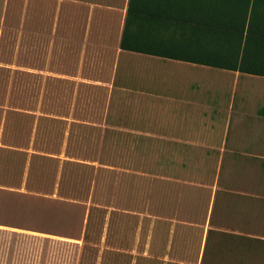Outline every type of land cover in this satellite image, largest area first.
I'll list each match as a JSON object with an SVG mask.
<instances>
[{"label":"rangeland","instance_id":"rangeland-1","mask_svg":"<svg viewBox=\"0 0 264 264\" xmlns=\"http://www.w3.org/2000/svg\"><path fill=\"white\" fill-rule=\"evenodd\" d=\"M5 1L6 52L0 55V66L15 72L8 73L4 98L16 109L3 138V143L12 146L5 145L4 152L0 151V182L16 184L18 169L3 163L19 165L27 154L39 157L31 171L32 190L45 191L48 187L38 181L50 169L61 170L64 162L92 168L82 170L84 178L97 180L98 187L79 207H70L57 196L67 192L65 188L45 196L0 187V264H38L39 255L30 240L37 236L81 246L83 234L76 222L83 213L85 219L90 208L115 206L120 188L128 192L127 175L135 162L150 177H162L167 183L149 198L152 209L161 212L167 205L180 221H172L174 238L167 243L163 235L169 224L166 221L158 223L156 235L150 239L145 238L144 230L138 234L130 254L132 264H202V260L223 264L225 245L230 250L224 230H237L240 219L247 221L249 212L242 215L240 210L241 191L255 187V179H241L239 156L217 147L161 146L167 141L152 137L144 125L128 123L121 115L126 110L127 92L120 99L119 72L132 59L118 55L111 37L80 35L79 24L74 25L70 18L65 21L63 0ZM124 78L126 85V74ZM25 112L33 116L34 131L38 127L39 133L36 144L27 148L23 146L24 132L16 127L30 121L17 115ZM47 158L59 163L52 168V163L43 160ZM73 172V167L66 166V174ZM95 216L92 213V220ZM209 229L213 233L203 254ZM22 236L28 239L26 248ZM87 246L103 250L104 264L122 261L113 254L117 247L113 238H102L97 245L96 237L89 236ZM166 247L170 252L163 255ZM83 262H92L89 253Z\"/></svg>","mask_w":264,"mask_h":264},{"label":"crops","instance_id":"crops-1","mask_svg":"<svg viewBox=\"0 0 264 264\" xmlns=\"http://www.w3.org/2000/svg\"><path fill=\"white\" fill-rule=\"evenodd\" d=\"M63 3L80 35L109 36L118 55L133 60L119 72L126 122L167 141L161 146L239 156L241 179L255 187L241 191L247 221L224 230L223 264H264V0Z\"/></svg>","mask_w":264,"mask_h":264},{"label":"trees","instance_id":"trees-1","mask_svg":"<svg viewBox=\"0 0 264 264\" xmlns=\"http://www.w3.org/2000/svg\"><path fill=\"white\" fill-rule=\"evenodd\" d=\"M7 6L8 2L0 0V55L6 52V47L4 46V38L6 34L3 28L6 21ZM120 48L124 49L122 41ZM0 63L3 64L2 60H0ZM0 73L2 74V78H0V81H2L0 82V136L2 139L0 142L2 147H0V151L4 152L3 146H12L3 143V138L7 135L8 129L11 125L10 116L15 114L13 108L16 109L13 104L5 102L4 97L9 87L7 82L8 73L15 74V72H11L9 69L0 66ZM17 115L21 118H30V121L27 122L28 124L24 122V124L16 126L19 127L18 129L21 132H24L22 133L24 134L23 137H25L24 148H27L32 142H35L34 144H36V139L38 138L39 133L38 127L36 131H34V128L36 127L34 122L35 119L33 116L26 114V112L25 114L18 113ZM36 159H39V157L24 154L19 165L16 164L15 166L12 161H8L7 164L4 162L3 165L5 167H16L18 169V177L16 178V184H13L12 181L10 182L6 180L0 182V187L23 189L26 193L42 194L45 196H52L55 190L60 192L65 188L67 192L58 193L59 195L57 196L68 203L70 207H79V204L85 202L89 195L92 197L95 189L98 187L97 180L87 182L84 178L85 173L82 170L92 168L79 163L64 162L61 170L53 169L51 171L50 169V174L48 172L40 182L38 181L39 185L44 182V185L48 187L45 191L32 190L30 185L34 182L31 177V171L34 169V165H36L34 162ZM43 160L52 163V168L53 164L59 163L58 160L51 158ZM133 165L131 172L127 175L129 178L128 192L125 193L124 188H120L118 193V196L120 195V197L119 200H115V206L110 207L107 206L108 204H103L104 206H100L99 208H90L86 214V218L84 219L85 214L83 213L80 220L76 222V229L79 233L83 234L81 246L39 236L30 238L39 255L38 264L50 263V261H53V264H84V257L87 253L90 254V259H92L90 264H104L101 262L102 254H104L103 250L98 247L91 249L87 246L89 236L96 237L97 245L102 238L104 240L113 238L117 246L113 254L122 260L119 261V264H132L130 254L133 252V243L135 242L137 235L144 230L145 238L148 237L150 239L152 236L154 237L156 235L158 223L161 224L163 221L169 223L166 230L163 232L166 243L169 242V239L172 240V238H174V231L171 230V223L172 221L180 220L175 218L173 210H170L167 205L162 207L163 209L160 212V210H153L149 201V198H151L152 195H155V192L157 191L156 189H160L161 185L167 184L166 181H164V178L162 177H150V173L144 172V170L140 168L142 164L138 162H135ZM66 166L68 168H70V166L73 167L74 172L66 174ZM1 167L2 160H0V168ZM183 167H186V165ZM130 193H132L131 197ZM162 196L163 193L161 194V197ZM96 205L98 206L99 204ZM94 212L96 213V216H98H95L92 220V213ZM212 233L213 231L210 229L207 231L203 254L206 252V246ZM64 237L70 238L68 236ZM27 240V237L22 236L23 248L27 247ZM169 252L170 249L167 250L166 247L163 255H166ZM111 264H114V262H111ZM202 264H205L204 260H202Z\"/></svg>","mask_w":264,"mask_h":264}]
</instances>
